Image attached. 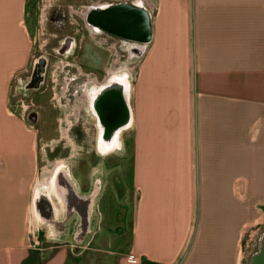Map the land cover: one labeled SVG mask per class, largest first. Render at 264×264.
<instances>
[{
	"label": "crops",
	"instance_id": "0c3cea01",
	"mask_svg": "<svg viewBox=\"0 0 264 264\" xmlns=\"http://www.w3.org/2000/svg\"><path fill=\"white\" fill-rule=\"evenodd\" d=\"M133 2L152 27L130 74V158L83 166V195L103 189L77 246L38 217L55 161L13 101L39 3L0 0V264H245L250 251L248 264L264 251V0Z\"/></svg>",
	"mask_w": 264,
	"mask_h": 264
},
{
	"label": "flooded vegetation",
	"instance_id": "af4514ba",
	"mask_svg": "<svg viewBox=\"0 0 264 264\" xmlns=\"http://www.w3.org/2000/svg\"><path fill=\"white\" fill-rule=\"evenodd\" d=\"M120 6L139 7L146 11L144 6L133 0H91L86 5L85 14L78 16L83 24L81 26L73 21L76 14L74 10L71 11L72 18L54 10L48 21L49 25H54L62 33L55 36L57 48H50L52 50L50 55L46 49L39 56L33 57L32 69L20 79L16 86V94L13 95V101L17 95L20 96L25 118L35 128H40L42 124L40 114L44 113L45 105H53L58 109L67 108L69 111L64 114L63 121H59L55 116L60 133L62 125L65 124L66 136L60 139L62 144L59 143L57 146L51 144L53 148L50 150L55 151L61 147L78 154L58 160L52 170L44 172L36 192V208L39 212L38 217L49 227L55 240L65 241L69 238L77 246H82L87 232L91 230V212L95 211L93 202L103 189L101 180L97 179L94 189L83 195L81 184L83 174L87 171L83 166L85 163L89 165L120 163L123 159L130 158L129 74L134 67L135 58L140 54V48L137 47L141 44L132 37L125 36L122 30L119 33L110 32L103 24L93 20L97 12L102 13ZM70 46L72 52L68 55ZM53 52L56 53L54 55L56 58H65L67 61L71 58L72 64L64 65L65 68L78 70L77 75H72L67 83H63L64 87H61L60 91L57 90L58 95L56 89L59 83L52 80V87L46 83L50 56ZM94 56L96 64L92 66H95V69L89 71V61ZM128 60L132 67H125ZM39 73H42V77ZM82 76L83 89L79 91L76 87L80 84ZM43 89L49 93V101L45 102L47 100L45 99L42 103L36 102L33 96H37ZM48 123L49 121L43 126L46 128ZM46 147L49 148L50 145L47 144ZM97 220L93 221L95 228L98 225ZM252 262L251 260L248 264H253Z\"/></svg>",
	"mask_w": 264,
	"mask_h": 264
},
{
	"label": "rangeland",
	"instance_id": "374dc122",
	"mask_svg": "<svg viewBox=\"0 0 264 264\" xmlns=\"http://www.w3.org/2000/svg\"><path fill=\"white\" fill-rule=\"evenodd\" d=\"M90 1L91 0H36V3L37 2L39 3V7H37L36 13H37V17L38 18L40 17V22H39V24H37L38 33L36 34V36H37L36 41H33V51H32V56H31L32 58H31V63L28 67L29 68L28 70L32 69V63L34 61V58H33L34 56H39V54L43 53L42 52L43 50L46 51V49L49 50L48 54L50 55V54H52V50H50V48L56 47L57 42L55 41V36L59 35L61 32L59 31V29L57 27H54V25H52V24L49 25V21H48V17L53 14L54 10H57L58 12H62L63 15H66L69 18H72L71 17V15H72L71 11L74 10V12H76V14L74 16L75 18L73 21L78 22V24H80L82 26L83 24L80 21V19H78V16H83L85 14L86 5ZM27 23H28L30 30H32V28L35 27V25L37 23L36 18L30 12V8H29V16L27 19ZM69 32H71V30H69ZM54 55H56L55 52H53L52 56H54ZM124 55H126V52L124 53ZM52 56H50L51 61H50L48 72H47V82L46 83H47V85L52 87L51 81L56 80L57 83H59L58 89H56V94L58 95L57 90L60 91L61 87L62 88L64 87L63 83H67L68 79L71 78L72 75H74V74L77 75L78 70L76 71L75 69H73L71 67L65 68V66L68 65L69 63L72 64V60H70L71 58L67 61L65 58H56L55 56L54 57H52ZM127 59H128V57H127ZM77 61H79V58H77ZM134 65H136V64H134ZM125 67H128V68L132 67L130 65L129 60L125 64ZM25 74L26 73L23 74L22 78L25 77ZM83 81H84V76H82L80 78V84L76 87L79 91H81V89H83L82 88V82ZM70 88H71V86H70ZM44 89L41 92H38L37 95L40 98L48 99L49 93L47 91H44ZM34 95H35V93H34ZM19 98H20V96L17 95L16 99H19ZM68 98L69 97H67V99ZM39 102L42 103L43 101L39 100ZM62 104H64V103H62ZM66 109L67 108L58 109V108L53 107V105H45L44 106V113L42 112L40 114L41 115L40 123H42V124L40 126V129H41L40 138H41V140L39 141V143L41 144V148L43 149V158H44V163L46 165H49V163H47V161L53 162V160H54L55 161L54 164H55L58 160H63L65 158H69L71 155L78 154L77 152L76 153H74L73 151L70 152L67 149H62L61 147L56 148L55 151L50 150L53 148V146H51V144L57 146L59 143H61L60 139L63 138L64 136H66L65 135V131H66L65 124L62 125L61 133H60L58 131V127H59L58 122L56 123V120H55V116H56L59 119V121H63L64 114L69 112L68 109L67 110ZM39 111L41 112L40 109H39ZM51 118H53V119H51ZM48 121H49V123H48L47 127L45 128L44 127L45 123H47ZM40 123H39V125H40ZM43 124H44V126H43ZM51 140H53V141H51ZM47 144L50 145L49 148L46 147ZM59 146H61V145H59ZM41 233L42 232L38 233V235H37V239L40 242L43 241V236ZM44 240H45V238H44ZM252 250H254V246H252L251 251ZM249 255H250V251H247V253L245 255V261H244L245 264H246V259H247V262L249 260Z\"/></svg>",
	"mask_w": 264,
	"mask_h": 264
},
{
	"label": "water",
	"instance_id": "95a60500",
	"mask_svg": "<svg viewBox=\"0 0 264 264\" xmlns=\"http://www.w3.org/2000/svg\"><path fill=\"white\" fill-rule=\"evenodd\" d=\"M93 20L103 24L110 32L119 33L122 30L125 36L132 37L140 44H148L151 40V18L142 8L120 6L102 13L97 12ZM39 76L42 77V73ZM253 264H264V251L255 256Z\"/></svg>",
	"mask_w": 264,
	"mask_h": 264
},
{
	"label": "bare ground",
	"instance_id": "6f19581e",
	"mask_svg": "<svg viewBox=\"0 0 264 264\" xmlns=\"http://www.w3.org/2000/svg\"><path fill=\"white\" fill-rule=\"evenodd\" d=\"M143 47H145V45H143V44H141L140 46H138L137 48H140L139 49V51H140V53L142 52V50L144 49ZM71 51V50H70ZM72 52V51H71ZM71 52H69V53H71ZM93 212V211H92ZM93 216H94V214H92V221H95V220H93ZM95 218V217H94ZM96 228L94 227V228H92L90 231H88L87 232V235H88V237L92 234V232L95 230ZM77 249V248H76ZM255 258V257H254ZM253 258V259H254ZM253 263V262H252Z\"/></svg>",
	"mask_w": 264,
	"mask_h": 264
},
{
	"label": "built area",
	"instance_id": "2783aa9c",
	"mask_svg": "<svg viewBox=\"0 0 264 264\" xmlns=\"http://www.w3.org/2000/svg\"><path fill=\"white\" fill-rule=\"evenodd\" d=\"M145 264H149V263H145Z\"/></svg>",
	"mask_w": 264,
	"mask_h": 264
}]
</instances>
